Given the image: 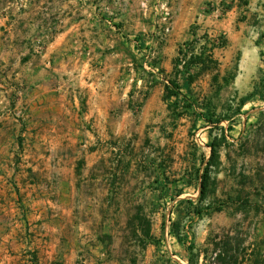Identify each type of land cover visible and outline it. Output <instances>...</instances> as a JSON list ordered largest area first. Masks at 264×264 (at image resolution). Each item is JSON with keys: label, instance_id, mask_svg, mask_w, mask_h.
I'll list each match as a JSON object with an SVG mask.
<instances>
[{"label": "rangeland", "instance_id": "1", "mask_svg": "<svg viewBox=\"0 0 264 264\" xmlns=\"http://www.w3.org/2000/svg\"><path fill=\"white\" fill-rule=\"evenodd\" d=\"M8 1L17 2L24 24L39 21L35 53L59 38L58 61L104 66L99 73H117L120 82L119 123L108 131L105 157L78 194L85 240L79 264H189V258L193 264H264V101L251 93L259 84L264 97V0L238 1L226 28L222 18L232 0H0V8ZM24 24L23 35L30 34ZM228 28L236 47L219 57L231 69L240 58L242 72L216 102L226 112L247 100L233 120L219 128L182 120L174 129L162 100L149 111L128 100L132 79L137 94L140 79L158 71L150 64L171 61L192 31L222 34ZM5 35L0 31V39ZM5 73L0 59V78ZM230 125V145L221 148L203 195L195 168L203 155L211 156L210 133L221 137L220 127ZM196 206L202 215L194 213ZM148 225L153 240L145 243L140 230Z\"/></svg>", "mask_w": 264, "mask_h": 264}, {"label": "crops", "instance_id": "2", "mask_svg": "<svg viewBox=\"0 0 264 264\" xmlns=\"http://www.w3.org/2000/svg\"><path fill=\"white\" fill-rule=\"evenodd\" d=\"M238 1L245 6L242 0H232L228 18H222L225 28L234 19L230 11ZM0 18V31L6 34L0 39L6 69L0 78V264H79L85 240L77 216L83 203L78 194L90 180L87 173L105 157L108 131L119 123L120 82L117 73H99L104 66L58 61L59 38L35 53L39 21H26L31 33L23 35V11L17 2L2 6ZM228 29L222 33L228 45L216 49L215 57L222 75L236 70L231 87L242 67L240 58L231 69L219 57L222 50L236 47L237 36ZM206 31H192L189 40ZM178 48L171 61L160 60L166 73L174 68ZM157 72L151 79H140L143 86L137 94V77L132 79L128 100L134 104L132 99H137L141 110L149 111L157 100L164 102L163 75ZM211 78V72L204 73L193 90L211 94ZM261 92L256 84L253 100L264 101ZM125 95L124 100L127 91Z\"/></svg>", "mask_w": 264, "mask_h": 264}, {"label": "trees", "instance_id": "3", "mask_svg": "<svg viewBox=\"0 0 264 264\" xmlns=\"http://www.w3.org/2000/svg\"><path fill=\"white\" fill-rule=\"evenodd\" d=\"M245 5L249 4L250 0H242ZM232 2L227 5L226 10H229ZM223 13L225 10L223 9ZM228 45L227 38L224 34L214 35L206 31L200 36L183 42L179 48L174 59V68L170 73H166L164 68L160 67V60L153 62V67L158 69V74L163 75L164 94L163 100L167 105L169 118L173 123L174 129L183 119L192 121L197 125L199 121L204 122V126L211 124L215 128H219V124L225 120H233V118L241 113V108L246 99H242L236 107L219 111V106L216 100L220 97L222 90L229 86L236 77V70L225 72L222 75L220 71V61L215 57V51L219 48H224ZM206 72H211V94L201 95L195 92L192 88L193 84ZM156 73L148 72V77H155ZM222 130L221 137L213 136L210 144L211 156L206 160V156L201 158V166L195 168L196 175L200 179V186L203 188V195H206V189L210 180V169L212 166H218L221 163V148L230 145L228 142L227 131L232 129L231 125L228 128L220 127ZM172 136V133L171 135ZM155 160L153 166L156 164ZM207 163L205 167H202ZM195 165V163H194ZM264 183V182H263ZM264 189V186H263ZM204 197V196H203ZM203 199V198H201ZM193 204L192 199H188ZM197 215H202L204 210H200L198 206L195 208ZM212 209V207H208ZM143 239L145 243H150L153 240L151 234V227L141 226ZM138 233V232H137ZM179 241L183 242V236L177 232ZM189 264H193L192 260L188 259ZM237 264V260L234 261Z\"/></svg>", "mask_w": 264, "mask_h": 264}]
</instances>
